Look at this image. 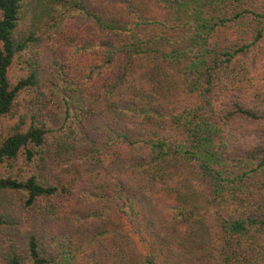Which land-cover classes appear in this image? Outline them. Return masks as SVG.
<instances>
[{"label":"trees","instance_id":"16d2710c","mask_svg":"<svg viewBox=\"0 0 264 264\" xmlns=\"http://www.w3.org/2000/svg\"><path fill=\"white\" fill-rule=\"evenodd\" d=\"M0 264H264V0H0Z\"/></svg>","mask_w":264,"mask_h":264},{"label":"rangeland","instance_id":"374dc122","mask_svg":"<svg viewBox=\"0 0 264 264\" xmlns=\"http://www.w3.org/2000/svg\"><path fill=\"white\" fill-rule=\"evenodd\" d=\"M115 222L117 226H120L130 232L135 240H138V236L134 233L132 225L124 215H115Z\"/></svg>","mask_w":264,"mask_h":264}]
</instances>
